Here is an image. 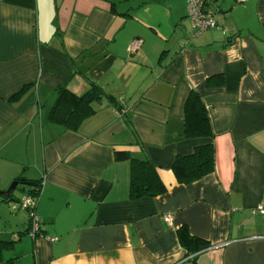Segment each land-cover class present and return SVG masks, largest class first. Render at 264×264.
<instances>
[{
    "label": "crops",
    "instance_id": "crops-1",
    "mask_svg": "<svg viewBox=\"0 0 264 264\" xmlns=\"http://www.w3.org/2000/svg\"><path fill=\"white\" fill-rule=\"evenodd\" d=\"M215 9L220 28L198 32L185 0H0V191L41 181L40 234L0 207L6 264H264V0ZM91 83L118 106L95 103L77 131L48 119L60 86ZM193 89L212 137L181 136ZM208 143L215 171L179 183L176 157ZM119 151L167 191L132 199ZM183 227L210 247L188 252Z\"/></svg>",
    "mask_w": 264,
    "mask_h": 264
},
{
    "label": "trees",
    "instance_id": "trees-1",
    "mask_svg": "<svg viewBox=\"0 0 264 264\" xmlns=\"http://www.w3.org/2000/svg\"><path fill=\"white\" fill-rule=\"evenodd\" d=\"M104 98L111 104L118 106L115 97L106 94L102 87L95 83H91L88 91L82 95L74 94L66 85L60 86L48 119L53 123L61 124L66 129L77 131L83 121L96 112L94 104L101 102ZM184 124L182 138L214 136L208 109L202 96L195 89L189 93L185 101ZM116 155L117 159L126 158L131 163L130 197L132 199L145 196L155 197L167 191L165 184L159 177L156 166L148 157H136L129 151H119ZM172 170L178 182L183 184H190L214 172V144L199 145L190 154L178 155ZM18 182V184H24L28 181L19 178ZM40 192L41 181L36 182L27 194L37 197ZM20 199V197H16L15 193L6 194L0 191V202H8L10 204ZM178 235L182 246L188 252L196 253L210 247L206 240L190 235L184 227L178 231ZM10 244L11 242L9 241L0 240V263L4 262L2 258L4 247ZM4 263L6 264L7 262L5 261Z\"/></svg>",
    "mask_w": 264,
    "mask_h": 264
},
{
    "label": "built area",
    "instance_id": "built-area-1",
    "mask_svg": "<svg viewBox=\"0 0 264 264\" xmlns=\"http://www.w3.org/2000/svg\"><path fill=\"white\" fill-rule=\"evenodd\" d=\"M219 0H185L187 5V16L191 21L192 27L198 31H205L207 29L220 28L216 16L217 10L215 9L216 3ZM242 2L244 0H236ZM141 45L140 39H135L129 45V51L135 52ZM39 196H32L31 194L24 195L19 201L10 203L13 211L19 209H26L29 211L31 218L30 233L32 236L40 234L41 221L36 213V206ZM259 210L264 212V207L259 206ZM166 221H170L168 215L164 216ZM40 232V233H39Z\"/></svg>",
    "mask_w": 264,
    "mask_h": 264
},
{
    "label": "rangeland",
    "instance_id": "rangeland-1",
    "mask_svg": "<svg viewBox=\"0 0 264 264\" xmlns=\"http://www.w3.org/2000/svg\"><path fill=\"white\" fill-rule=\"evenodd\" d=\"M15 193H16L19 197H21L23 192H22V190H21L20 188H17L16 191H15ZM0 207L6 209L7 215H8L9 217H13V216H16V215H17L16 213H14V212L11 210V207H10V206L8 207V205H6V204H2V205H0ZM21 213H22V214H23V213L25 214L24 210H21ZM7 240H9V239H7Z\"/></svg>",
    "mask_w": 264,
    "mask_h": 264
},
{
    "label": "water",
    "instance_id": "water-1",
    "mask_svg": "<svg viewBox=\"0 0 264 264\" xmlns=\"http://www.w3.org/2000/svg\"><path fill=\"white\" fill-rule=\"evenodd\" d=\"M18 181H15L11 184V186L6 190V194H12L15 190H16V187L18 185ZM25 185H34L35 183L33 182H25L24 183Z\"/></svg>",
    "mask_w": 264,
    "mask_h": 264
}]
</instances>
